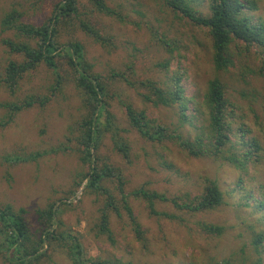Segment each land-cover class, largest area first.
Masks as SVG:
<instances>
[{"label":"rangeland","instance_id":"obj_1","mask_svg":"<svg viewBox=\"0 0 264 264\" xmlns=\"http://www.w3.org/2000/svg\"><path fill=\"white\" fill-rule=\"evenodd\" d=\"M114 2L112 6L125 16L124 23L104 15H96L94 20L99 21L104 32L115 36V51L109 52L84 32L75 31V37L84 44L96 70L105 74L112 69L125 72L132 65L140 79L170 83V77H179L186 103L185 117L178 107L143 103L139 93L144 90L124 85L122 89L136 107L146 109L150 117L191 139L205 125L204 95L208 83L219 77L226 84L228 97L235 106L232 108L234 135L245 134L246 138L257 139L263 148L260 158L245 169H239L224 160L191 157L171 143L147 142L130 127L123 108L114 102L112 110L120 126L127 131L123 136L131 146V160L123 159L113 150L109 137L101 152L123 169L129 181L127 191L145 185L168 196L196 195L203 190L209 177L219 183L225 194V204L200 214H188L169 204H157L159 212L176 216L170 219L150 215L143 201L131 198L134 215L145 231L146 247L136 239L126 213L111 216L115 239L112 243L107 236H96L94 225L100 215V204L96 196L84 191L87 181L77 186L89 172V166L79 159L75 139L78 132L70 130L80 120L81 95L68 85L64 94L47 107L25 110L9 127L0 130V202L24 208L33 232L40 226L37 211L56 203L58 220L63 223L59 230L77 234L86 258L93 261L217 264L230 260L231 264H251L258 258L253 239L258 234L264 235V77L260 73L264 70V54L257 47L246 51L243 43L233 44L234 66L227 72H217L206 28L173 11L164 0ZM79 3L86 4V0H79ZM193 5L201 14H210L209 0H193ZM11 9H18L26 22L38 25L51 17L53 0H0V20ZM247 16L263 23L264 0H259L257 9L248 11ZM82 18L87 19L86 16ZM71 31L72 28L62 41L70 37ZM10 59L22 58L8 53L0 44L1 70ZM52 82V73L42 67L32 79L22 83L16 97L0 89V103L16 101L31 93H45ZM3 115L0 108V118ZM63 144L68 149L34 162L11 165L4 160L7 155L50 152L53 148H62ZM204 223L224 226L225 232L221 236H208L202 231ZM260 250L264 264V239ZM0 264H5L1 255ZM39 264L72 262L64 251L52 245Z\"/></svg>","mask_w":264,"mask_h":264},{"label":"trees","instance_id":"obj_2","mask_svg":"<svg viewBox=\"0 0 264 264\" xmlns=\"http://www.w3.org/2000/svg\"><path fill=\"white\" fill-rule=\"evenodd\" d=\"M258 1L209 0L210 14L203 15L194 7L193 0H164L173 11L208 30L213 65L220 73L234 66L233 44L243 43L246 51L257 47L264 54V22H254L247 16L248 11L257 9ZM114 3V0H86V4H80L79 0H53L51 17L38 25L26 22L23 12L18 9H11L3 16L0 20V44L7 48L8 53L22 59H10L4 69H0V89L16 97L22 83L32 79L42 67L52 73L53 82L45 93H31L16 101L0 103L4 111L0 118V130L9 127L25 110L47 107L64 94L68 85H72L81 95V115L74 124L75 128L71 127L70 130L78 132L75 139L79 159L89 166V172L77 186L81 187L86 180L84 191L96 196L100 204V215L94 225L96 236H107L115 243L111 216L126 213L136 239L146 247L145 231L134 215L131 198L143 201L152 216L175 219V215L159 212L157 204H169L188 214L207 213L225 204V194L219 183L209 177L205 180L203 190L196 195L168 196L145 185L127 191L129 181L123 169L101 152L105 139L109 137L113 150L123 159L131 160V146L123 136L127 131L120 126L112 110L114 102L123 108L128 124L145 141L160 145L171 143L191 157L224 160L239 169H245L250 162L258 161L263 148L255 138H246L245 134L234 135L232 124L235 113L232 108L235 106L228 97L226 84L219 77L208 83L204 95L205 125L191 139L159 123L150 117L146 109L136 107L122 89L124 85L130 89L144 90L139 93L143 103L155 107H178L181 116L185 117L186 103L179 77H170V83L140 79L136 77L132 65L125 72L112 69L105 74L97 71L87 56L84 44L75 37V31L84 32L105 50L115 51V36L104 32L99 21L94 20L96 15H104L124 23L125 16L119 8L112 6ZM71 28L70 37L62 41ZM260 73L264 77V70ZM242 130L241 127V133ZM66 149L68 147L63 144L62 148H53L50 152L7 155L4 160L11 165L34 162L45 155ZM26 214L24 208L0 202V255L5 264H39L52 245L64 251L72 264H133L87 259L80 237L59 230L63 223L58 220L59 207H56V203L37 211L40 226L34 232ZM202 231L208 236H221L225 227L204 223ZM263 239V234L253 239L258 258L251 264H263L260 257ZM217 264H231V261L223 260Z\"/></svg>","mask_w":264,"mask_h":264}]
</instances>
